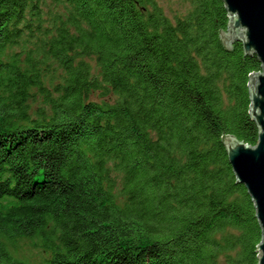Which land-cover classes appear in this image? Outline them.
I'll use <instances>...</instances> for the list:
<instances>
[{"label": "trees", "instance_id": "16d2710c", "mask_svg": "<svg viewBox=\"0 0 264 264\" xmlns=\"http://www.w3.org/2000/svg\"><path fill=\"white\" fill-rule=\"evenodd\" d=\"M180 5L0 0V264L33 237L43 264L257 263L221 138L255 144L260 64L223 0Z\"/></svg>", "mask_w": 264, "mask_h": 264}, {"label": "water", "instance_id": "95a60500", "mask_svg": "<svg viewBox=\"0 0 264 264\" xmlns=\"http://www.w3.org/2000/svg\"><path fill=\"white\" fill-rule=\"evenodd\" d=\"M227 23L225 29L219 22V39L227 49L240 42L242 54H255L260 69H251L246 83L248 111L257 129L254 145H246L237 138L222 136V146L234 181L243 184L254 204V216L260 227L257 263L264 264V0H223Z\"/></svg>", "mask_w": 264, "mask_h": 264}, {"label": "rangeland", "instance_id": "374dc122", "mask_svg": "<svg viewBox=\"0 0 264 264\" xmlns=\"http://www.w3.org/2000/svg\"><path fill=\"white\" fill-rule=\"evenodd\" d=\"M160 7H162L163 11L171 17L174 11H182L180 0H158ZM90 63L92 61L88 59ZM38 241L36 238L32 239H20L15 242L16 255L23 260H26L29 264H43L39 263L42 261V257L46 254L38 248Z\"/></svg>", "mask_w": 264, "mask_h": 264}]
</instances>
